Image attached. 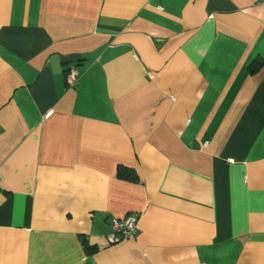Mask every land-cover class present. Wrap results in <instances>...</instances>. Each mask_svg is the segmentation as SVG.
<instances>
[{"label":"crops","instance_id":"crops-1","mask_svg":"<svg viewBox=\"0 0 264 264\" xmlns=\"http://www.w3.org/2000/svg\"><path fill=\"white\" fill-rule=\"evenodd\" d=\"M0 264H264V0H0Z\"/></svg>","mask_w":264,"mask_h":264},{"label":"built area","instance_id":"built-area-1","mask_svg":"<svg viewBox=\"0 0 264 264\" xmlns=\"http://www.w3.org/2000/svg\"><path fill=\"white\" fill-rule=\"evenodd\" d=\"M68 81H73V75L68 74ZM150 77H152L150 75ZM138 216L129 214L124 217H111L109 220L110 232L105 237L106 245H113L120 241L132 237L137 231Z\"/></svg>","mask_w":264,"mask_h":264},{"label":"trees","instance_id":"trees-1","mask_svg":"<svg viewBox=\"0 0 264 264\" xmlns=\"http://www.w3.org/2000/svg\"><path fill=\"white\" fill-rule=\"evenodd\" d=\"M257 64L261 65L262 61L258 60ZM116 176H117V178L122 179V180H126V181H131V182L138 181V176H137L136 172L134 171V169L126 167V166H118L117 170H116ZM85 250L87 253H91L94 251V249L91 247H88L87 244L85 245Z\"/></svg>","mask_w":264,"mask_h":264}]
</instances>
